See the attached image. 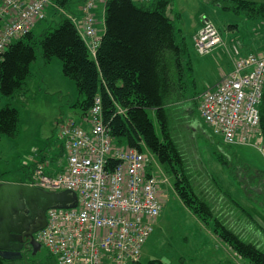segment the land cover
<instances>
[{
    "label": "trees",
    "instance_id": "trees-1",
    "mask_svg": "<svg viewBox=\"0 0 264 264\" xmlns=\"http://www.w3.org/2000/svg\"><path fill=\"white\" fill-rule=\"evenodd\" d=\"M70 1L50 0L55 13H59L55 25H43L35 31L37 24L46 20L45 16L29 31L11 39L7 48L0 52V104L4 98L10 100L21 94L32 76L31 66L37 59V49L42 51L46 63L57 57L62 63L63 74L74 81L77 91L83 96L75 104L80 108V114L74 119L80 122L88 116L95 99L99 98L102 123L115 142L150 151L171 174L174 189L181 201L202 223L249 264H264V231L251 217L255 229H251V226L245 230L246 233L242 231V224L252 221L245 218L247 213L228 193L223 197L241 209L236 214L238 219L232 222L227 220L221 209L226 208L224 203L217 207L213 196L210 198L195 187L193 174L176 139V128L205 124L198 113L200 93L195 90L191 95L187 94L195 86L191 55L195 49L194 42L188 41L182 29L177 30L171 17L174 0H105L100 40L94 53L88 48L77 24L68 13L61 12ZM201 2L204 7L210 5L242 16L254 23L257 33L264 28V2ZM2 25L0 19V27ZM237 26L236 23L227 24L229 30ZM260 49L264 52V40ZM259 112V128L264 138V87ZM19 122V110L14 105L10 102L0 105V137H15L19 132ZM207 131L211 134L210 142L216 150L218 148L215 155L217 160L227 165V157H235V150ZM60 148L62 155L61 142ZM46 158L41 155L39 160L33 162L28 178L20 182L28 183L35 164ZM245 226L248 227V224ZM258 230H261L260 234ZM39 251L34 254L23 252L18 260L22 264H30L29 261L36 259ZM46 252L53 264H58L47 249ZM6 262L7 259L0 256V264ZM130 264L142 263L136 261Z\"/></svg>",
    "mask_w": 264,
    "mask_h": 264
},
{
    "label": "built area",
    "instance_id": "built-area-1",
    "mask_svg": "<svg viewBox=\"0 0 264 264\" xmlns=\"http://www.w3.org/2000/svg\"><path fill=\"white\" fill-rule=\"evenodd\" d=\"M84 0L80 15H68L94 53L100 32L99 3ZM142 1V0H134ZM49 0H0V52L11 39L29 31L46 16ZM198 55L226 46L219 28L205 19L193 38ZM230 67L198 97V113L207 129L229 145H253L264 151L259 106L264 87V52L243 54L227 48ZM65 164L52 173L38 162L27 184L47 191L72 190L76 206L49 208L46 225L34 233L58 264H130L139 261L163 207L159 175L148 151L115 142L102 123L99 98L89 115L56 122ZM47 163V162H46Z\"/></svg>",
    "mask_w": 264,
    "mask_h": 264
},
{
    "label": "rangeland",
    "instance_id": "rangeland-1",
    "mask_svg": "<svg viewBox=\"0 0 264 264\" xmlns=\"http://www.w3.org/2000/svg\"><path fill=\"white\" fill-rule=\"evenodd\" d=\"M82 5L83 0H71L61 12L80 15ZM102 10L103 3H99V29ZM46 12V20L38 23L35 31L43 25L52 27L59 19V13H55L52 4L48 3ZM171 17L174 18L177 30L182 29L188 41H193L203 20L210 19L219 28L226 43V46L215 54L216 59L210 54L198 55L193 50L191 55L195 63V86L188 91V95L195 90L201 93L206 87L215 82L210 86L214 87L221 80L222 65L230 67L231 64L227 48L233 43L239 45L243 54L263 51L260 45L264 40V28L257 33L254 23L210 5L204 7L201 0H174ZM229 23H236L238 26L229 30ZM202 59L208 63L205 69L200 63ZM31 69L32 76L21 90V94L10 100L4 98L0 104L10 102L20 114L18 134L15 137H0V180L3 182L25 181L33 162L39 160L41 155L50 158L49 155L57 151L53 155L55 160L57 156L61 157L56 122L60 119L75 118L80 114V108L75 104L83 96L77 91L74 81L63 74L60 59L53 57L46 63L42 51L37 49V59ZM190 125L176 128L175 135L185 155L188 169L193 174L195 187L210 198L213 196L217 207L220 208L221 203L225 204L226 208L221 209L229 222L238 219L236 214L239 213L238 209L241 210L240 206L247 213L245 218H253L264 231V151L253 145H230L236 156H228V164L224 165L215 156L218 148L216 150L203 133L205 126L198 123ZM148 154L161 181L163 207L154 225V231L143 247L140 263L249 264L185 206L174 189L171 174L150 151ZM43 162L47 164L46 160ZM225 193L239 206L227 201L223 197ZM239 223L241 225V222ZM253 224V221L245 222L241 226L242 231L246 233L245 230L251 226V229H255ZM258 233L260 234L261 230H258ZM44 250L39 251L36 259L29 261L30 264H53L52 258L45 248ZM6 264L22 263L18 259H7Z\"/></svg>",
    "mask_w": 264,
    "mask_h": 264
},
{
    "label": "water",
    "instance_id": "water-1",
    "mask_svg": "<svg viewBox=\"0 0 264 264\" xmlns=\"http://www.w3.org/2000/svg\"><path fill=\"white\" fill-rule=\"evenodd\" d=\"M76 203L77 196L72 190L47 191L27 183L0 182V256L20 259L25 240L37 251L40 244L33 233L45 227L46 210L70 208Z\"/></svg>",
    "mask_w": 264,
    "mask_h": 264
},
{
    "label": "crops",
    "instance_id": "crops-1",
    "mask_svg": "<svg viewBox=\"0 0 264 264\" xmlns=\"http://www.w3.org/2000/svg\"><path fill=\"white\" fill-rule=\"evenodd\" d=\"M219 49H221V48H217V49H215L214 51H212L211 53H209L211 56H213L214 57V59H216V57H217V55H216V57H215V54H218V50ZM210 55H208V56H210ZM202 56H205V55H202ZM210 56V58L213 60V58ZM219 56V55H218ZM208 61H209V59H207ZM194 63V62H193ZM200 63L202 64L201 66L205 69L206 68V66H208V63L204 60V59H202L201 61H200ZM194 66H195V63H194ZM215 83V82H214ZM213 83V84H214ZM213 84H211V85H213ZM210 85V86H211ZM210 86H208V87H206V88H209ZM205 88V89H206ZM204 90V89H203ZM202 90V91H203ZM202 120V119H201ZM206 126V125H205ZM203 133L205 134V135H207V137L210 139L211 138V134L207 131V130H204L203 131ZM61 151H62V149H61ZM60 151V152H61ZM54 152V153H53ZM52 152V155H49L50 156V158H46V162H47V164H48V166L46 167L47 168V171H49V172H52V173H56V172H58V171H60L62 168H63V166H64V164H65V161H66V159H65V156H64V153L62 154V156L60 157V156H57V160H55V158H52V156L54 155V154H56L57 153V151H53Z\"/></svg>",
    "mask_w": 264,
    "mask_h": 264
},
{
    "label": "flooded vegetation",
    "instance_id": "flooded-vegetation-1",
    "mask_svg": "<svg viewBox=\"0 0 264 264\" xmlns=\"http://www.w3.org/2000/svg\"><path fill=\"white\" fill-rule=\"evenodd\" d=\"M45 218H46V213H45ZM31 227V225L30 226H28V228H30ZM33 237H34V233H33ZM44 246L43 245H41L40 244V248L37 250V251H39V250H44ZM37 251H34L33 250V247H32V245H31V243L28 241V240H25V241H23L22 242V246H21V248H20V252L23 254V252H25V254H27V253H36Z\"/></svg>",
    "mask_w": 264,
    "mask_h": 264
}]
</instances>
